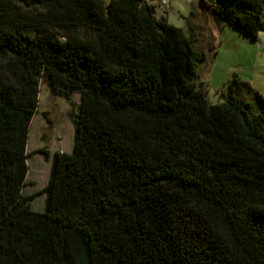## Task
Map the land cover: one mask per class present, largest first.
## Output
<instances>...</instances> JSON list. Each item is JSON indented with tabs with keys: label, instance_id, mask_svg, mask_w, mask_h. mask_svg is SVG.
I'll use <instances>...</instances> for the list:
<instances>
[{
	"label": "trees",
	"instance_id": "16d2710c",
	"mask_svg": "<svg viewBox=\"0 0 264 264\" xmlns=\"http://www.w3.org/2000/svg\"><path fill=\"white\" fill-rule=\"evenodd\" d=\"M151 1L0 0V264H264V95L234 75L211 103L196 32ZM201 1L264 30V0ZM42 79L80 101L26 193Z\"/></svg>",
	"mask_w": 264,
	"mask_h": 264
},
{
	"label": "rangeland",
	"instance_id": "374dc122",
	"mask_svg": "<svg viewBox=\"0 0 264 264\" xmlns=\"http://www.w3.org/2000/svg\"><path fill=\"white\" fill-rule=\"evenodd\" d=\"M106 2L109 0H105ZM151 1L157 4L156 15L167 10L168 20L186 32L193 29L197 47L206 54L200 66L201 79L207 83V98L219 103L228 94V84L234 75L247 81L253 90L264 95V30L256 39L240 32L225 21L216 22L211 8L201 0ZM80 101V93L69 98L50 88L44 79L40 84L38 110L34 115L27 139L29 171L26 193L35 192L48 181L52 156L55 151L70 152L74 140L73 112ZM44 150L46 153L40 151ZM45 194L32 201L35 210H43Z\"/></svg>",
	"mask_w": 264,
	"mask_h": 264
},
{
	"label": "built area",
	"instance_id": "2783aa9c",
	"mask_svg": "<svg viewBox=\"0 0 264 264\" xmlns=\"http://www.w3.org/2000/svg\"><path fill=\"white\" fill-rule=\"evenodd\" d=\"M167 0H162L161 2H159V5L161 6V4H166Z\"/></svg>",
	"mask_w": 264,
	"mask_h": 264
},
{
	"label": "crops",
	"instance_id": "0c3cea01",
	"mask_svg": "<svg viewBox=\"0 0 264 264\" xmlns=\"http://www.w3.org/2000/svg\"><path fill=\"white\" fill-rule=\"evenodd\" d=\"M163 13L164 14H162V15H160V16H166L167 17V10H163ZM168 18V17H167Z\"/></svg>",
	"mask_w": 264,
	"mask_h": 264
}]
</instances>
